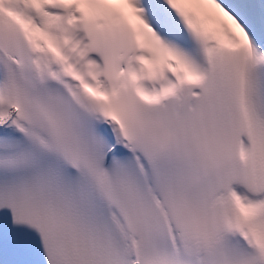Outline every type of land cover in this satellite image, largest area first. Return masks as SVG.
<instances>
[{
  "label": "bare ground",
  "instance_id": "6f19581e",
  "mask_svg": "<svg viewBox=\"0 0 264 264\" xmlns=\"http://www.w3.org/2000/svg\"><path fill=\"white\" fill-rule=\"evenodd\" d=\"M170 1L185 16L187 33L182 31L163 0H117L114 6L120 10L118 21L103 17L91 29L93 33L104 30L110 34L116 28L118 33L123 32L127 45L108 63L91 49L87 37L75 23V15L62 22L57 18L48 21L54 12L52 0H0V32L20 34L29 46L31 63L37 70L57 76L80 98L95 106V102L104 98L148 104L145 100L153 97L160 109H178L180 104H193L211 65L243 61L246 43L245 33L233 12L221 0ZM234 1L251 17L254 29L260 28L261 23L255 18L256 9L260 8L256 0ZM224 23L230 25L240 40L235 48L220 40ZM72 28L77 37H84L82 43L72 52V42L58 49L59 40L65 39V32ZM80 55L81 60L75 64L74 59ZM137 57L143 61L138 62ZM260 61L264 63V44H261ZM138 71L140 77L135 79ZM17 108L7 83L6 67L0 61V123H22ZM106 121L123 136L119 120L108 117ZM236 144L244 145L241 139ZM210 196L219 201L221 214L226 219L244 204L258 210L264 208V188L252 194L231 183L211 190ZM110 209L117 224H122L117 207L110 205ZM241 229L247 231L248 227L241 226ZM250 264H264V253Z\"/></svg>",
  "mask_w": 264,
  "mask_h": 264
}]
</instances>
